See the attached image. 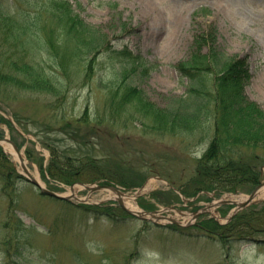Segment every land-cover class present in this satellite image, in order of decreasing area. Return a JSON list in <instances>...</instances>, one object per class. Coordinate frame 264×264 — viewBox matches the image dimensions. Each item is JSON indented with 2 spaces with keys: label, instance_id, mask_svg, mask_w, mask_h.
Returning a JSON list of instances; mask_svg holds the SVG:
<instances>
[{
  "label": "rangeland",
  "instance_id": "1",
  "mask_svg": "<svg viewBox=\"0 0 264 264\" xmlns=\"http://www.w3.org/2000/svg\"><path fill=\"white\" fill-rule=\"evenodd\" d=\"M60 1L63 0H0V21L8 14L16 19L27 15L35 23L36 35L30 37L26 33L31 42L26 58L40 61L43 66L52 63L47 54V39L41 35L45 26L48 40L62 44L59 52L70 47L67 53L80 62L76 69L82 70L87 60L77 58L76 52L72 54V48L68 46L71 40L63 36L61 27L49 14L54 3ZM64 1L70 3L86 23L106 34L114 48L126 46L153 66L146 77L140 78L135 74L129 82L144 89L152 101L163 106L168 98L186 93L188 81L180 77L177 66L188 58L193 36L215 27L220 50L227 55L247 58L250 80L245 93L264 110V0ZM152 2L156 3L157 12L161 15L159 21L150 18L146 11ZM77 4L79 9L75 8ZM176 14H180V18L173 22ZM169 22H172L176 33L173 47L167 45L172 36ZM37 41L40 46L36 45ZM5 44L11 61L16 55L11 54L15 46L11 38H6ZM73 64L71 61L67 67L72 69ZM125 66L128 68L129 63L121 56L109 59L102 51L94 61V74L85 81L76 76L63 98L47 95L43 104L34 93H17L16 100L2 104L6 106V112L2 109L0 112L12 126L0 123V135L22 143L23 161L31 175L46 188H56L59 194L68 195L70 187L54 182L46 175L44 168L52 157L45 144L60 150L72 146L75 156L87 153L102 158L94 157L97 165L88 166L85 170L99 174L102 173L100 169L105 173L109 168L118 170L116 180L107 181L126 193L134 191L129 189L137 185L138 177H146L144 182L149 185V193L140 199L145 208L139 206L141 210L174 207L182 214L176 211L165 214L182 224L194 223L187 227L171 223L153 225L135 217L123 219L115 208L112 211L118 217L113 219L102 212L87 211L74 199L61 202L41 196L35 187L19 178L4 188L2 179L5 173L13 169L21 174L22 169L17 158L2 153L0 264H264V243L236 240L224 245L218 240L213 241L202 226V220L209 218V214L196 220H192L190 215L217 199L232 197L239 200L245 193L199 192L186 198L188 201H182V188L194 195L198 187L195 161L208 144L206 136H210L211 128L204 136L201 132L191 136H183L181 132L156 135L138 123H129L124 128L107 120L108 115L103 108L106 93L110 86L121 81ZM84 114L88 118L87 128L62 125L64 131L61 130L59 124L63 120L77 119ZM35 133L41 134L44 140ZM244 155L242 159L251 168L260 170L264 182V151L256 157ZM52 167L58 170L59 163L54 162ZM169 184L179 193L170 191ZM75 187L78 198L88 195L86 190ZM112 195L103 190L89 194L87 199L101 207H112ZM230 208V205L222 206L223 215L228 214ZM13 214L24 225L15 235L3 226L5 220H13ZM11 235L16 247L13 245L4 252L1 240Z\"/></svg>",
  "mask_w": 264,
  "mask_h": 264
},
{
  "label": "trees",
  "instance_id": "2",
  "mask_svg": "<svg viewBox=\"0 0 264 264\" xmlns=\"http://www.w3.org/2000/svg\"><path fill=\"white\" fill-rule=\"evenodd\" d=\"M49 14L61 27L63 36L71 40L68 46H71L72 54L76 52L77 58L84 57L87 60L84 68L76 69L80 62L73 60L67 53L70 47L59 52L62 44L49 40L47 44L51 50L48 52L51 54L49 58L52 63L47 68L52 69L47 71L45 67L37 64L39 62L28 60L23 49V40L19 39V31L26 33L35 24L28 17L16 19L8 16L7 20L0 21L1 36L15 40V49L11 54L16 55L9 60L10 52L6 53L8 49L4 48L6 39L0 36V101L16 100L15 95L21 92L63 98L64 92L69 91L76 76L85 81L94 74V57L103 45L109 49L113 58L117 54L135 64L131 71L135 72L137 69L140 78L146 77L152 70L153 66L142 58L133 56L126 50L118 52L112 49L107 36L84 22L67 3H54ZM218 49L215 27L195 35L190 58L178 65L181 75L190 80L185 96L168 98L169 101L163 106L151 101L140 87L123 81L108 88L103 108L110 123H118L124 128L129 123H138L144 130L156 135H163L165 132L192 134L203 131L205 124L211 120L212 135L195 165V178L199 179L195 192H250L260 182V172L255 167L251 168L242 157L244 154H253L256 157L264 151V110L244 95V86L250 77L246 59L228 56ZM71 61L74 63L72 70L67 67ZM194 70L196 71L193 72ZM128 73L129 71L124 78ZM204 75H210L212 79L203 82ZM2 93H6V96ZM0 122L9 124L1 115ZM87 124L88 118L85 114L72 122L65 120L64 123L67 127ZM35 135L44 140L41 134ZM45 146L52 156L47 166L50 176L66 184L93 182L99 178L98 173L85 170L88 166L97 165L93 156L87 153L80 157L75 156L73 148L68 146L61 150L52 149L49 144ZM2 158L0 153V167ZM54 162L59 163L58 170L52 167ZM15 178L12 175L9 182ZM2 180L5 188L8 181L6 178ZM182 193L185 196L190 195L185 190ZM93 211L102 212L103 209ZM108 213L115 216L109 210ZM208 223L202 222V226L224 244L235 239H264V203L241 211L225 225H218L213 221ZM3 224L7 229H12L13 235L24 227L15 215L12 221L8 219ZM13 235L1 240L4 252H8L13 245L16 247Z\"/></svg>",
  "mask_w": 264,
  "mask_h": 264
},
{
  "label": "bare ground",
  "instance_id": "3",
  "mask_svg": "<svg viewBox=\"0 0 264 264\" xmlns=\"http://www.w3.org/2000/svg\"><path fill=\"white\" fill-rule=\"evenodd\" d=\"M146 11H148L149 17L152 18L153 20H155V21H159L160 20L161 15L157 12L156 3L155 2H152L151 4H149ZM179 18H180V14H176V15L173 16L172 20L174 22V21H177ZM169 29H170V31L172 33V36H171L170 40L167 42V45L170 46V47H173L175 45V41H176V38H175L176 33L173 30V28H172V22H169ZM2 144H3L4 148H5V150L8 151L9 153H11V149L8 146V144L5 143V142H2ZM13 155H14V153H13ZM14 157L16 158L15 155H14ZM259 196L261 198L264 197V187H262V190L260 191ZM123 198H124V200H123L124 201V205L128 209H130L132 211H138V208L136 207V205L134 203L130 204L132 202V197L131 196L126 194ZM230 199H233V198L230 197ZM208 211L216 216V213L214 212L213 209H209Z\"/></svg>",
  "mask_w": 264,
  "mask_h": 264
},
{
  "label": "water",
  "instance_id": "4",
  "mask_svg": "<svg viewBox=\"0 0 264 264\" xmlns=\"http://www.w3.org/2000/svg\"><path fill=\"white\" fill-rule=\"evenodd\" d=\"M5 140H7V139H5ZM7 141L9 142V144L11 145V147L13 148V150L17 153V155L20 157V153H19L17 147L15 146V144H14L13 142L9 141V140H7ZM24 170H25V169H24ZM25 171H26V170H25ZM29 181H30L32 184L38 186L37 182H36L34 179L30 178ZM99 188H101V187H100V186L97 187V189H99ZM258 188H259V187H257L255 190H253L252 193L248 196V198H247L245 201H242V202H240V203H236V205H237V210H236V211H238V210H240V209L246 207L247 205H249L250 203L253 202V200H254V198H255V196H256V194H257ZM91 190L93 191L94 189H91ZM41 191H42L43 193H47L48 195H51V196H57L56 194H54V193H52V192H49V191H46V190H44V189H41ZM57 197H58V196H57ZM224 202H227V201H222L221 203H224ZM118 203H119V205H121V207H123L122 202H121L120 199L118 200ZM123 209H125V208L123 207ZM155 213H156V212H155ZM152 217L155 218V219H157V220L160 219V218H162V217H155L154 214H152ZM139 218H140V219H145V217H143L142 215H140ZM171 222L177 224V223L174 222L173 220H172Z\"/></svg>",
  "mask_w": 264,
  "mask_h": 264
}]
</instances>
